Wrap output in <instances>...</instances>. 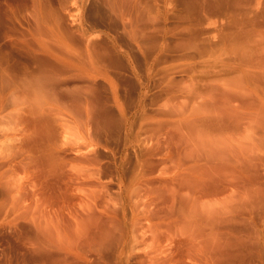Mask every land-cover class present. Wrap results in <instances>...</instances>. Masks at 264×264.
Masks as SVG:
<instances>
[{
    "label": "rangeland",
    "instance_id": "1",
    "mask_svg": "<svg viewBox=\"0 0 264 264\" xmlns=\"http://www.w3.org/2000/svg\"><path fill=\"white\" fill-rule=\"evenodd\" d=\"M0 264H264V0H0Z\"/></svg>",
    "mask_w": 264,
    "mask_h": 264
}]
</instances>
